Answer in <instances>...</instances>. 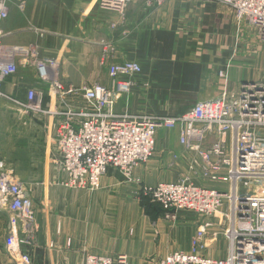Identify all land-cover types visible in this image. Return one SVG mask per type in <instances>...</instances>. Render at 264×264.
Wrapping results in <instances>:
<instances>
[{
	"label": "crops",
	"instance_id": "0c3cea01",
	"mask_svg": "<svg viewBox=\"0 0 264 264\" xmlns=\"http://www.w3.org/2000/svg\"><path fill=\"white\" fill-rule=\"evenodd\" d=\"M35 28L45 32L40 36ZM2 29L6 33L2 43L36 42L40 56L55 58L57 77L64 87L79 88L94 82L110 87L111 63L138 62L141 72L124 78L131 80L133 86L116 100L114 110L118 113L179 115L197 101L215 98L222 92L236 93L242 84L264 78V44L258 42L255 29L245 21L236 20L228 6L215 1L164 0L157 5L135 0L120 15L101 9L98 0H26L23 12L10 10ZM107 40L115 50L103 62L101 44ZM35 70L18 66L17 72L3 81L2 92L24 100L27 88L37 82ZM49 95L43 100L44 107L64 108L60 100ZM6 103L9 102L2 101L0 111L6 108ZM64 103L83 105L78 95H67ZM40 124L42 165L38 164L36 170L42 179L34 189L43 190L44 200L49 197L50 202L62 203V210L38 213L37 194L32 193L38 231L31 264H81L88 253L106 256L125 253L128 264H157L167 254L190 249L197 226L193 229L192 223H178L184 221L179 216L197 215L179 211L174 220H166L156 205L147 200L146 212L141 201L133 197V191L139 194V188L144 185L155 186L189 175L183 158L179 162L173 160L174 154L185 153L178 140L179 126L157 131V150L134 169V178L139 182L123 183L116 169H108L100 178L99 190L84 194L53 182L60 176L53 166L56 157L53 135L43 127V121ZM207 141L211 142L212 137ZM15 176L25 182L19 175ZM192 178L197 184L216 187ZM108 209L110 212H102ZM101 213L108 218L103 219ZM7 220L6 213L0 214L3 251ZM101 226L108 228L102 230ZM185 226L192 228L191 234L184 233ZM205 246L202 255L224 258L227 254L223 236L215 240L208 236Z\"/></svg>",
	"mask_w": 264,
	"mask_h": 264
},
{
	"label": "built area",
	"instance_id": "2783aa9c",
	"mask_svg": "<svg viewBox=\"0 0 264 264\" xmlns=\"http://www.w3.org/2000/svg\"><path fill=\"white\" fill-rule=\"evenodd\" d=\"M133 1L98 0V6L123 15ZM144 1L157 5L164 2ZM209 1L228 6L235 19L253 27L258 42L264 44V0ZM25 6L26 0H0V105L7 100L28 120L41 119L43 127L52 133L56 149L53 166L60 174L53 182L66 189L94 191L108 169H116L128 181L139 182L134 169L152 156L157 131L179 126L178 140L185 153L174 154L173 160L183 158L189 175L155 186L144 185L138 196L156 205L163 219L174 220L179 211H188L204 220L192 236L188 251H174L157 264H264V78L242 84L236 93L222 92L197 101L179 115L118 113L114 110L116 100L133 86L124 78L139 74L140 64L133 60L111 63L110 87L99 82L64 87L57 77V60L40 56L38 43L7 45L1 41L6 35L2 22L10 10L23 12ZM34 31L40 36L45 32L39 28ZM101 46L105 62L115 48L109 40ZM18 66L36 69L37 82L27 88L24 100L13 99L1 90L3 81L14 75ZM47 95L60 100L64 108L44 107ZM67 95L80 96L83 105L65 104ZM209 137L211 142L207 141ZM192 176L216 187L197 184ZM32 185L17 180L13 168L0 157V212L8 219L4 248L16 246L20 264H31L22 249L36 246L33 240L38 226ZM208 236L226 239L224 258L200 253ZM81 264H127V256L88 253Z\"/></svg>",
	"mask_w": 264,
	"mask_h": 264
},
{
	"label": "rangeland",
	"instance_id": "374dc122",
	"mask_svg": "<svg viewBox=\"0 0 264 264\" xmlns=\"http://www.w3.org/2000/svg\"><path fill=\"white\" fill-rule=\"evenodd\" d=\"M6 104H7L6 108H3L0 111V129H1L0 155H2L3 158H5L7 161L11 162L14 165L13 167L14 175L15 174L19 175L20 178H22L25 181L24 183H26V185L28 186H33L32 184L37 185L41 182L42 179V175L41 174L38 175V172L36 170L38 164L42 165V161L41 163H39L40 153H42V149H43V136H42L41 124H40L41 121L39 118H35L34 120L32 119L29 121H24L23 119L24 116L18 112L15 106L11 105L10 103H6ZM157 147L158 144L155 147V151L157 150ZM23 159L25 162L21 163ZM14 162L16 163L14 164ZM49 170H50L49 173L51 175L54 174L53 167L49 168ZM122 182L126 184L134 183L131 180L128 181L124 179L123 176H122ZM99 188H100V181H99ZM99 188L94 190V192L98 191ZM68 190L77 191L78 189H68ZM80 191H82L84 194L93 193V191H88V190H80ZM33 192H35V189H33ZM35 193L37 194L36 207L38 209V213L46 212L50 210L55 212L62 210V203L56 202L55 200L50 202L49 197H47V199L44 200V194L41 188H38V190ZM133 194H134L133 197L135 199L141 201V199H139V196H137L138 194H136V192L133 191ZM141 205L142 207H144V210L147 212V208H145L143 204ZM102 212H110V210L108 209L107 211H102ZM0 214L5 215V213L3 212H0ZM101 214L103 219L108 218L106 214L104 213ZM120 215L123 216L124 212H121ZM179 218L184 221H178V223L181 224H185L186 222L187 224L192 223L193 229H195L196 226L198 227L199 223L204 220L202 217L199 216H195L193 218V216H186L183 214H180ZM213 219L215 220V218ZM105 228L108 227L101 226L102 230H105ZM190 230H192L191 227L185 226L184 233L187 234L190 232L191 234ZM36 234L33 240L34 245H36ZM8 248L6 249L4 248L3 251L0 247V264H20L18 250L16 249L17 247L14 245H9ZM33 249L34 246L33 248L30 249L28 248L22 249L24 251L25 250L27 251L26 254L30 258V262H31V256L33 254ZM15 254L17 255L15 256ZM20 254H22V252ZM14 258L17 261V263L13 260ZM127 264H128V258H127Z\"/></svg>",
	"mask_w": 264,
	"mask_h": 264
},
{
	"label": "trees",
	"instance_id": "16d2710c",
	"mask_svg": "<svg viewBox=\"0 0 264 264\" xmlns=\"http://www.w3.org/2000/svg\"><path fill=\"white\" fill-rule=\"evenodd\" d=\"M141 203L145 206V208H148V201L147 199H141Z\"/></svg>",
	"mask_w": 264,
	"mask_h": 264
}]
</instances>
